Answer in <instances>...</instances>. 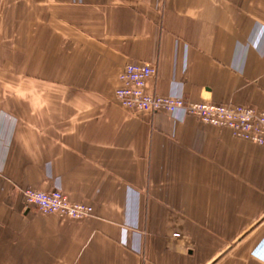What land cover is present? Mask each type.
<instances>
[{
  "label": "crops",
  "instance_id": "1",
  "mask_svg": "<svg viewBox=\"0 0 264 264\" xmlns=\"http://www.w3.org/2000/svg\"><path fill=\"white\" fill-rule=\"evenodd\" d=\"M134 62L150 94L264 111V0H0V264H264V148L120 107Z\"/></svg>",
  "mask_w": 264,
  "mask_h": 264
},
{
  "label": "built area",
  "instance_id": "2",
  "mask_svg": "<svg viewBox=\"0 0 264 264\" xmlns=\"http://www.w3.org/2000/svg\"><path fill=\"white\" fill-rule=\"evenodd\" d=\"M156 68L148 63L127 64L119 76V87L114 98L119 106L134 113L193 116L201 123L228 129L235 138L264 148V111L240 104L213 102H187L183 96H160L146 91L148 80ZM27 206L42 214H57L73 219L87 217L92 209L83 204L71 203L60 190H23Z\"/></svg>",
  "mask_w": 264,
  "mask_h": 264
},
{
  "label": "rangeland",
  "instance_id": "3",
  "mask_svg": "<svg viewBox=\"0 0 264 264\" xmlns=\"http://www.w3.org/2000/svg\"><path fill=\"white\" fill-rule=\"evenodd\" d=\"M155 67V66H154ZM156 68V67H155ZM122 73V72H121ZM117 103V102H116ZM121 107V106H120ZM129 111V110H128ZM26 188H31V187H23V188H20L19 189V194H20V196H21V199H22V202H23V204H24V206L26 207V208H28V209H33V208H31L30 206H27L26 204H25V202H24V199H23V195H22V193H23V190L24 189H26ZM31 189H34V188H31ZM35 190H39V189H35ZM51 190H57V189H50V190H47V191H51ZM39 191H45V190H39ZM61 191V190H60ZM62 192V191H61ZM63 193V192H62ZM64 194V193H63ZM65 195V194H64ZM66 196V195H65ZM66 198H67V196H66ZM68 199V198H67ZM68 201H69V199H68ZM69 202H71V201H69ZM71 203H74V202H71ZM77 204H82V203H77ZM83 205H86V204H83ZM86 206H88V207H91V206H89V205H86ZM91 209H92V207H91ZM33 210H35L36 212H38L36 209H33ZM39 214H42V213H40V212H38ZM42 215H50V214H42ZM53 215H56V216H58V217H60V218H67V219H71V220H79V219H83V218H88V217H91L92 215H93V209H92V212H91V214L89 215V216H87V217H83V218H78V219H73V218H69V217H61V216H59V215H57V214H53ZM216 247H219V248H221L219 251H221V252H224L225 250H227L225 247V244H216ZM219 260V259H218Z\"/></svg>",
  "mask_w": 264,
  "mask_h": 264
}]
</instances>
